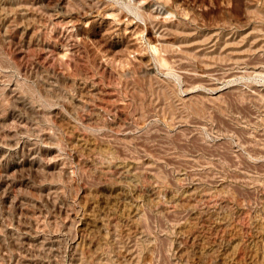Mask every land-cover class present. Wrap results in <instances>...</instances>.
Returning <instances> with one entry per match:
<instances>
[{
	"label": "rangeland",
	"instance_id": "obj_1",
	"mask_svg": "<svg viewBox=\"0 0 264 264\" xmlns=\"http://www.w3.org/2000/svg\"><path fill=\"white\" fill-rule=\"evenodd\" d=\"M0 264H264V0H0Z\"/></svg>",
	"mask_w": 264,
	"mask_h": 264
}]
</instances>
